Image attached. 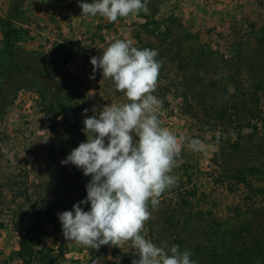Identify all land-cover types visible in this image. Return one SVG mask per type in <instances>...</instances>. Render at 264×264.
Here are the masks:
<instances>
[{
  "label": "rangeland",
  "instance_id": "obj_1",
  "mask_svg": "<svg viewBox=\"0 0 264 264\" xmlns=\"http://www.w3.org/2000/svg\"><path fill=\"white\" fill-rule=\"evenodd\" d=\"M82 2L93 0H23L16 11L13 27L17 35L12 43L26 51L19 61L35 60L48 65L45 62L49 58L61 60L66 68H57L56 73L60 74L57 77L69 74L77 79V101L82 108L79 116L70 111L68 120L58 113L53 128L38 89L25 86L33 81L45 84L55 78L53 73L43 75L37 68L12 75L8 93L0 104V264H24L19 251L23 237L28 235L37 237L35 247L49 248L54 254L63 251L64 256L57 264H129L127 254L138 257L130 241L117 246L104 245L99 250L67 241L58 219V213L70 211L80 202V191L91 178L79 179L68 173L61 163L64 157L57 132H64L68 121L70 124L79 121L80 140L81 136L86 137L83 132L86 116H98L107 105L128 102L113 81L103 78L101 70L93 73L90 60L101 56L117 39H130L136 47L137 33L146 36L140 24L150 14L141 11L110 23L99 15L81 14ZM150 3V10L158 7L156 19L174 13L184 30L198 34L204 46L218 49L228 57L234 54L240 41L252 38V31L264 24V0H150ZM11 5L12 0H0V19L7 15ZM7 51L0 24V60ZM93 75L95 78H90ZM167 78L158 81L153 93L162 101L158 118L164 128L187 140L171 173L178 178V184L160 199L177 201L185 197L196 207L226 215L232 206L247 201L250 193L243 186L231 192L224 184L213 182L209 173L217 138L182 112L181 99ZM16 87L19 88L15 94ZM7 102L9 106H5ZM84 109L88 110L86 114ZM193 139L201 142V150L188 147V141ZM251 181L255 187L264 188V170ZM252 201L264 204L261 196ZM81 207L90 210L84 204ZM146 224L142 235L150 240Z\"/></svg>",
  "mask_w": 264,
  "mask_h": 264
},
{
  "label": "trees",
  "instance_id": "obj_2",
  "mask_svg": "<svg viewBox=\"0 0 264 264\" xmlns=\"http://www.w3.org/2000/svg\"><path fill=\"white\" fill-rule=\"evenodd\" d=\"M22 2L12 0L7 15L0 19L8 48L0 60V104L8 93L12 75L37 68L43 75L53 73L55 78L45 84L37 85L39 81H33L25 86L38 89L44 111L55 128L58 113L67 120L70 111L80 114L78 81L69 74L58 79V69L66 68L61 60L49 58L45 62L48 65L38 64L32 58L29 63L19 61L26 51L14 47L12 40L17 35L13 21ZM149 11L148 20L140 24L146 36L137 33L136 47L158 51L156 59L162 63L158 81L170 75L167 79L181 99L182 112L204 131L215 134L218 142L209 173L213 182L224 184L231 192L246 187L251 195L222 216L196 207L185 197L177 201L160 199L158 207L150 208L151 219L146 224L148 236L166 250L172 245H178L181 252L188 250L195 264H264V204L252 201L255 196L264 199V188L255 187L251 181L264 170V24L252 31V38H243L234 54L228 57L218 49L204 46L198 34L184 30L174 13L156 19L158 7ZM5 104L9 106L8 102ZM68 122L64 132H57L64 160L87 139L84 136L82 141L81 137L78 139L79 121ZM66 170L79 179L91 178L71 164L66 165ZM87 183L80 191V201L86 198ZM84 206L90 209V204ZM30 238L31 235L24 236L21 241L19 254L24 264H57L63 258V251L54 254L49 248L35 247L37 237ZM126 257L129 264L138 259L132 253Z\"/></svg>",
  "mask_w": 264,
  "mask_h": 264
},
{
  "label": "clouds",
  "instance_id": "obj_3",
  "mask_svg": "<svg viewBox=\"0 0 264 264\" xmlns=\"http://www.w3.org/2000/svg\"><path fill=\"white\" fill-rule=\"evenodd\" d=\"M79 6L81 14L99 15L110 23L149 12L148 0H93ZM157 56L155 49H138L130 39H117L101 56L91 57L93 73L101 70L128 102L107 105L98 116L83 120L86 142L61 163L74 165L91 180L86 198L58 213V219L65 239L81 246L99 250L130 241L139 257L132 264H195L188 250L181 252L178 245L166 250L142 235L150 208L158 207L162 195L178 184L171 173L187 140L164 128L158 118L162 101L153 93L162 63ZM188 147L199 151L201 142L193 139ZM82 204H90V210Z\"/></svg>",
  "mask_w": 264,
  "mask_h": 264
}]
</instances>
